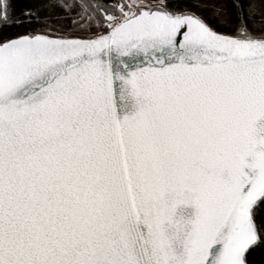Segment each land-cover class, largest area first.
<instances>
[{
  "label": "snow or ice",
  "instance_id": "snow-or-ice-1",
  "mask_svg": "<svg viewBox=\"0 0 264 264\" xmlns=\"http://www.w3.org/2000/svg\"><path fill=\"white\" fill-rule=\"evenodd\" d=\"M0 264H264V0H0Z\"/></svg>",
  "mask_w": 264,
  "mask_h": 264
},
{
  "label": "trees",
  "instance_id": "trees-1",
  "mask_svg": "<svg viewBox=\"0 0 264 264\" xmlns=\"http://www.w3.org/2000/svg\"><path fill=\"white\" fill-rule=\"evenodd\" d=\"M26 2H27V0H19V6L23 7Z\"/></svg>",
  "mask_w": 264,
  "mask_h": 264
}]
</instances>
